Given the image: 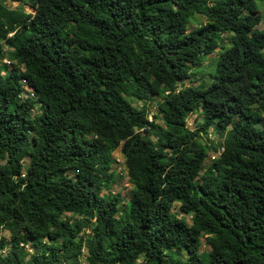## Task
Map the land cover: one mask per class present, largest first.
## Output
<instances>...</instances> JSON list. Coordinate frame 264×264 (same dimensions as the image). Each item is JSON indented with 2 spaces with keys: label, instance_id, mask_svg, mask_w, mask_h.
<instances>
[{
  "label": "trees",
  "instance_id": "trees-1",
  "mask_svg": "<svg viewBox=\"0 0 264 264\" xmlns=\"http://www.w3.org/2000/svg\"><path fill=\"white\" fill-rule=\"evenodd\" d=\"M7 1L0 264H264L260 0H11L34 13ZM196 16L208 23L191 28ZM218 49L211 84L179 88ZM23 80L36 98L24 96ZM158 97L160 116L150 121L146 104ZM199 111L194 132L187 120ZM211 128L223 151L204 171L211 147L199 139ZM118 149L133 185L122 213L119 194L102 195L115 182Z\"/></svg>",
  "mask_w": 264,
  "mask_h": 264
},
{
  "label": "rangeland",
  "instance_id": "rangeland-1",
  "mask_svg": "<svg viewBox=\"0 0 264 264\" xmlns=\"http://www.w3.org/2000/svg\"><path fill=\"white\" fill-rule=\"evenodd\" d=\"M7 6H9L11 9H18V10H24L27 13H34V10L27 4L23 5L20 4L19 2H13L11 0H8L6 2ZM258 8L261 11V14L263 16V21L261 25L259 26V29L262 30L264 28V0H260L258 2ZM197 23L194 26H191V28L198 27L200 23L206 24L208 23L206 21V18L204 16H196ZM229 45V34L225 33L221 36V40L219 42L220 48L223 46H228ZM5 52L7 53V56L10 54L12 48L5 43L4 47ZM220 49H218L214 54L212 55H207L204 60L195 68L192 69L189 78L184 82L185 85L179 86V88L183 87H192L196 88L200 85H205L208 87L211 82H212V72L214 68V60H216L217 56L219 55ZM3 65H7L9 70H13L16 66V63L11 60L8 57H5V59L1 62ZM22 84L24 86L25 94L24 96L26 97H35V92L32 90V88L26 83L25 80L22 81ZM129 99V102L137 109L141 110L143 108L142 103L134 100V99ZM162 102V98L158 97L152 102H147L146 104V115L150 121L154 119L155 116H160L159 115V104ZM34 114L38 113V110L35 109ZM257 115V114H256ZM258 124L264 123V114H258L257 117L255 118ZM159 124H162V120L158 119L157 121ZM203 122V117L201 116L200 111L196 112L195 114H192L188 120H187V127L191 130L196 132L200 128V124ZM233 127L232 125H229L227 128L231 129ZM199 141L203 144H206L211 147L210 152L208 153V158L205 162V167L204 171L209 169V167L212 164V161L216 158H218L221 154L222 150V143H223V138L220 136L219 132H217L214 128H211L208 132L207 135L202 134L201 138ZM216 147L217 150H214L213 148ZM113 160L114 163L112 164L110 168V172L113 170L115 171L116 178L115 182L111 186V190L108 191H103L102 195H107L108 193H111L112 195H117L119 194L121 198L123 199V203L120 204V213L125 209V206L130 198L131 192L133 190V185L130 183L128 176H127V171L126 167L124 164V156L120 152V149L114 152L113 154ZM24 165V173L26 172V169L29 165V158L27 157L23 161ZM179 204H176L173 211L176 212L177 214L180 215V217H183V219L190 225L192 224V216L191 215H181L179 213ZM66 217H71L74 218L75 220L79 219L80 217L77 215L73 214H66ZM3 236H6L7 238L10 237L9 233L5 232L3 233ZM28 250H30V254L33 253V251L30 249V247H27ZM8 252V249H6L3 253L6 254ZM209 252L210 248L206 244L205 238L201 239V245H200V258L204 262H208L209 260ZM86 254V252H85ZM176 254L179 256L181 259H186L187 254L185 251H182L180 253L176 252ZM81 264H87L85 261V258L80 259Z\"/></svg>",
  "mask_w": 264,
  "mask_h": 264
},
{
  "label": "built area",
  "instance_id": "built-area-1",
  "mask_svg": "<svg viewBox=\"0 0 264 264\" xmlns=\"http://www.w3.org/2000/svg\"><path fill=\"white\" fill-rule=\"evenodd\" d=\"M33 90V89H32ZM30 251V250H29Z\"/></svg>",
  "mask_w": 264,
  "mask_h": 264
}]
</instances>
